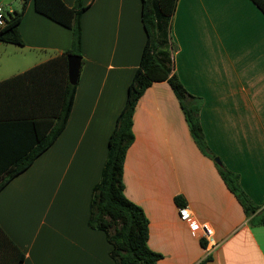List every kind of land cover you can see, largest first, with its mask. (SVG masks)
Returning <instances> with one entry per match:
<instances>
[{
	"label": "crops",
	"instance_id": "0c3cea01",
	"mask_svg": "<svg viewBox=\"0 0 264 264\" xmlns=\"http://www.w3.org/2000/svg\"><path fill=\"white\" fill-rule=\"evenodd\" d=\"M16 1L0 4L6 11ZM83 4V61L66 127L0 191V227L24 254L22 264H115L106 234L88 226L90 202L146 32L142 0ZM19 30L22 46L0 42V81L71 47V30L36 12L32 1ZM171 34L174 71L202 100L199 121L215 157L193 141L169 84L155 82L135 111L125 195L149 219L148 244L162 255L157 264H264V226L251 225L215 162L264 207V14L250 0H177ZM178 197L214 229L212 249L180 219Z\"/></svg>",
	"mask_w": 264,
	"mask_h": 264
},
{
	"label": "trees",
	"instance_id": "16d2710c",
	"mask_svg": "<svg viewBox=\"0 0 264 264\" xmlns=\"http://www.w3.org/2000/svg\"><path fill=\"white\" fill-rule=\"evenodd\" d=\"M33 2L36 12L70 29V49L46 62L0 81V191L27 170L58 138L66 127L77 84L68 79L67 57H82L83 0L68 7L63 0H22L20 10L4 11L5 25L0 42L23 45L19 25L26 6ZM264 14V0H250ZM1 2V0H0ZM177 0H142L141 18L146 42L141 60L128 87L127 99L108 141V154L101 178L94 186L88 226L103 231L111 245L115 264H157L162 255L149 244V219L142 207L125 195L123 180L126 154L132 146L134 115L141 97L155 82L165 81L174 92L193 141L209 153L199 121L202 100L191 95L174 71L177 46L171 28ZM228 189L242 205L253 226H264V207L254 204L239 184V176L216 164ZM179 207L185 203L178 198ZM206 242V241H205ZM24 254L0 227V264H22Z\"/></svg>",
	"mask_w": 264,
	"mask_h": 264
},
{
	"label": "built area",
	"instance_id": "2783aa9c",
	"mask_svg": "<svg viewBox=\"0 0 264 264\" xmlns=\"http://www.w3.org/2000/svg\"><path fill=\"white\" fill-rule=\"evenodd\" d=\"M4 9L3 6L0 4V30L5 25V18L3 16ZM179 217L180 219L187 223L191 229V232L194 236H198L201 239L205 240L208 247L211 249L216 246V242L214 239V229L212 226L207 222H199L195 216L191 213L188 207L183 206L179 207Z\"/></svg>",
	"mask_w": 264,
	"mask_h": 264
},
{
	"label": "water",
	"instance_id": "95a60500",
	"mask_svg": "<svg viewBox=\"0 0 264 264\" xmlns=\"http://www.w3.org/2000/svg\"><path fill=\"white\" fill-rule=\"evenodd\" d=\"M68 64V79L72 85H76L78 83L80 69L82 65V58L80 56L70 54L67 57ZM215 162L218 165H221V161L219 158H215Z\"/></svg>",
	"mask_w": 264,
	"mask_h": 264
},
{
	"label": "rangeland",
	"instance_id": "374dc122",
	"mask_svg": "<svg viewBox=\"0 0 264 264\" xmlns=\"http://www.w3.org/2000/svg\"><path fill=\"white\" fill-rule=\"evenodd\" d=\"M6 12H9L10 9H14V10H20L22 7V0H17L15 3L13 4H6ZM4 46V45H3ZM2 50H0V55L2 54Z\"/></svg>",
	"mask_w": 264,
	"mask_h": 264
}]
</instances>
